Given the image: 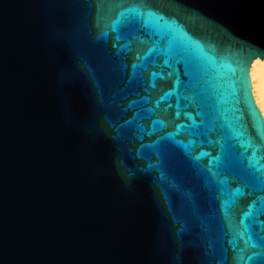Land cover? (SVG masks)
<instances>
[{"label": "water", "instance_id": "obj_1", "mask_svg": "<svg viewBox=\"0 0 264 264\" xmlns=\"http://www.w3.org/2000/svg\"><path fill=\"white\" fill-rule=\"evenodd\" d=\"M256 58L264 0H0V264H264Z\"/></svg>", "mask_w": 264, "mask_h": 264}, {"label": "bare ground", "instance_id": "obj_2", "mask_svg": "<svg viewBox=\"0 0 264 264\" xmlns=\"http://www.w3.org/2000/svg\"><path fill=\"white\" fill-rule=\"evenodd\" d=\"M252 96L264 119V59H254L249 68Z\"/></svg>", "mask_w": 264, "mask_h": 264}, {"label": "snow or ice", "instance_id": "obj_3", "mask_svg": "<svg viewBox=\"0 0 264 264\" xmlns=\"http://www.w3.org/2000/svg\"><path fill=\"white\" fill-rule=\"evenodd\" d=\"M248 62L250 63V59ZM245 82H246V77H245ZM243 104L249 118H254L256 121H259L261 114L257 110L256 104L254 103V97L252 96L250 91L247 93V96L243 101Z\"/></svg>", "mask_w": 264, "mask_h": 264}]
</instances>
